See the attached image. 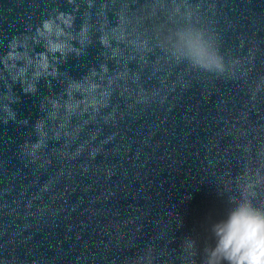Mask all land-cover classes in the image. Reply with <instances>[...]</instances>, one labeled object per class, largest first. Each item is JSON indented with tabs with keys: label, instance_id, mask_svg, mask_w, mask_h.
<instances>
[{
	"label": "clouds",
	"instance_id": "1",
	"mask_svg": "<svg viewBox=\"0 0 264 264\" xmlns=\"http://www.w3.org/2000/svg\"><path fill=\"white\" fill-rule=\"evenodd\" d=\"M179 11L177 7L176 12ZM182 20L181 26L169 29L165 36L171 56L181 62L187 61L194 69L224 73V58L219 53L215 36L197 26L199 20L194 22L191 11L186 12ZM49 25L50 22L45 21L43 27L48 29ZM231 203L234 206L226 215L209 225L212 243L203 246L200 264H264V207L254 205L247 198ZM184 241L196 264L195 258L200 255L197 240L187 237Z\"/></svg>",
	"mask_w": 264,
	"mask_h": 264
}]
</instances>
